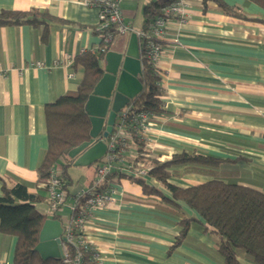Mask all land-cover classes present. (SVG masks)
Here are the masks:
<instances>
[{
  "label": "crops",
  "instance_id": "0c3cea01",
  "mask_svg": "<svg viewBox=\"0 0 264 264\" xmlns=\"http://www.w3.org/2000/svg\"><path fill=\"white\" fill-rule=\"evenodd\" d=\"M149 1L121 0L124 22L132 31L118 34L108 51H127L131 34L144 27ZM226 1L249 19L227 15L213 2L204 7V0H186L188 20L171 21L158 61L166 111L152 115L144 148L160 162L179 151L223 159L219 166L172 167L169 181L176 186L220 178L264 193V8L250 0ZM31 9L48 14L45 22L0 26V192L4 184H26L41 195L37 208L51 218L38 174L48 149L45 105L80 85L84 69L74 66L75 57L101 45L100 9L79 0H0V11ZM138 46L141 56L139 39ZM62 57L73 63L57 65ZM39 61L44 67L34 66ZM139 155L131 143L123 159L135 161ZM96 165L67 168L69 194L93 184ZM136 179L115 178L112 184L121 192L117 203L94 210L87 223L86 236L103 264H224L218 237L197 220L174 246L181 220L198 218L196 211L147 194ZM144 181L170 196L155 178ZM71 203L68 199L62 215ZM15 246V237L0 232L3 264H13ZM238 261L258 264L243 252Z\"/></svg>",
  "mask_w": 264,
  "mask_h": 264
},
{
  "label": "trees",
  "instance_id": "16d2710c",
  "mask_svg": "<svg viewBox=\"0 0 264 264\" xmlns=\"http://www.w3.org/2000/svg\"><path fill=\"white\" fill-rule=\"evenodd\" d=\"M176 0H151L143 9L144 27L148 30L151 23L161 14L162 8ZM264 8V0H250ZM215 3L225 14L249 19L243 11L226 0H204ZM48 14L37 9L29 11H0V26L31 24L38 26L45 22ZM259 19V18H251ZM55 20L60 21L55 18ZM109 30V29H108ZM98 33L100 31L97 29ZM106 32V31H105ZM108 51H86L75 57L74 66L84 69L83 79L75 93L58 97L54 102L45 105V116L48 133V149L38 167L39 177L44 180L50 175L56 164L62 165V176L68 189L67 168L74 163L69 151L90 141L92 124L85 110V104L95 85L103 75L102 59ZM143 70L140 79L143 91L131 101L129 106L135 111H148L152 115L165 113L162 101V88L159 75L148 62L146 53L141 50ZM131 143L137 146L139 157L135 160L142 167L148 168V176L155 178L170 193L159 191L142 179L147 194L159 195L170 203L185 204L196 211L198 218H183L182 231L174 246L181 243L190 223L199 221L206 230L218 237V252L224 264H239L238 254L245 253L258 264H264V193L255 188L214 178L206 182L179 187L170 183V169L177 165L190 164L197 166H219L223 159L209 154L179 151L164 162L147 156L141 136L132 133ZM130 143V144H131ZM126 177L116 171L110 176ZM42 201L39 194L31 193L24 183L13 186L3 185L0 192V232L16 238L13 264H64L62 259H42L35 250L39 243L40 232L48 217L38 208ZM89 257L86 255V260ZM84 264H91L85 262Z\"/></svg>",
  "mask_w": 264,
  "mask_h": 264
},
{
  "label": "built area",
  "instance_id": "2783aa9c",
  "mask_svg": "<svg viewBox=\"0 0 264 264\" xmlns=\"http://www.w3.org/2000/svg\"><path fill=\"white\" fill-rule=\"evenodd\" d=\"M88 6H97L100 9V24L98 30L101 45L98 50L106 52L118 34L131 32L132 28L124 22L120 6L121 0H79ZM186 0H176L162 8L161 14L156 17L149 29H141L135 33L140 41L141 50H144L148 62L158 71V61L164 51L162 40L174 18L180 21L188 20L185 13ZM109 29V30H108ZM106 31V32H105ZM73 63L72 58L67 60L58 58L56 64L68 65ZM43 62H36L35 67H44ZM1 72V69H0ZM70 77L74 76L70 72ZM152 113L135 111L127 105L118 114L113 132L104 140L107 145L105 155L97 162L93 184L69 194L62 176V165L56 164L50 175L43 181L46 190V203L52 218L58 219L62 225L60 237L61 259L64 264H103L99 249L87 238L86 226L94 210L111 208L117 203V196L121 193L110 179L113 172H120L126 176L142 179L148 177V168L142 167L136 161L126 162L123 159L125 151L132 141V133L143 139L151 126ZM68 199L72 200L68 214L62 215L63 207ZM86 255L89 257L87 260ZM0 264H3L0 261Z\"/></svg>",
  "mask_w": 264,
  "mask_h": 264
},
{
  "label": "water",
  "instance_id": "95a60500",
  "mask_svg": "<svg viewBox=\"0 0 264 264\" xmlns=\"http://www.w3.org/2000/svg\"><path fill=\"white\" fill-rule=\"evenodd\" d=\"M128 32L123 36H127ZM142 60L138 36L131 34L126 52L111 48L104 56L103 75L89 96L85 110L90 118L91 139L69 151L74 166L96 164L106 153V139L113 132L118 114L144 89L140 79ZM62 225L58 219L48 218L40 232L35 250L42 259L61 258Z\"/></svg>",
  "mask_w": 264,
  "mask_h": 264
},
{
  "label": "rangeland",
  "instance_id": "374dc122",
  "mask_svg": "<svg viewBox=\"0 0 264 264\" xmlns=\"http://www.w3.org/2000/svg\"><path fill=\"white\" fill-rule=\"evenodd\" d=\"M79 177H80V176H79ZM79 177H78V179H80V178H81V177H80V178H79Z\"/></svg>",
  "mask_w": 264,
  "mask_h": 264
}]
</instances>
